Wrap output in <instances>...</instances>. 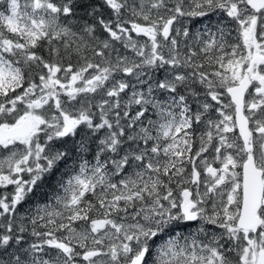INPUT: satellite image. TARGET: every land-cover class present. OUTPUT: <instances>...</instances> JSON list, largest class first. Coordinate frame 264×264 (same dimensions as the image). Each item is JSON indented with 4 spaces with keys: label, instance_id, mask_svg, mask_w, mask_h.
Wrapping results in <instances>:
<instances>
[{
    "label": "snow or ice",
    "instance_id": "1",
    "mask_svg": "<svg viewBox=\"0 0 264 264\" xmlns=\"http://www.w3.org/2000/svg\"><path fill=\"white\" fill-rule=\"evenodd\" d=\"M0 189V264H264V0H0Z\"/></svg>",
    "mask_w": 264,
    "mask_h": 264
},
{
    "label": "trees",
    "instance_id": "2",
    "mask_svg": "<svg viewBox=\"0 0 264 264\" xmlns=\"http://www.w3.org/2000/svg\"><path fill=\"white\" fill-rule=\"evenodd\" d=\"M89 158L91 157L89 156ZM63 171L64 167L61 165L60 169L57 170L55 174L45 177L39 187L36 188L32 194H30L28 200L20 206V212L23 213L26 208H32L34 210L37 204L47 203L49 197L57 190V182ZM2 191L4 190L0 189V192Z\"/></svg>",
    "mask_w": 264,
    "mask_h": 264
},
{
    "label": "rangeland",
    "instance_id": "3",
    "mask_svg": "<svg viewBox=\"0 0 264 264\" xmlns=\"http://www.w3.org/2000/svg\"><path fill=\"white\" fill-rule=\"evenodd\" d=\"M218 20H225L226 21L227 18L223 17V16H217L215 14H212L209 17H205V18H202L201 20H198L195 24V27L197 30H199L200 28H203L205 26L215 25ZM24 178L27 179V176H25ZM192 227L193 226H189V225H180L174 230V232L179 231V232L187 234L191 230ZM157 242L159 243V240Z\"/></svg>",
    "mask_w": 264,
    "mask_h": 264
}]
</instances>
